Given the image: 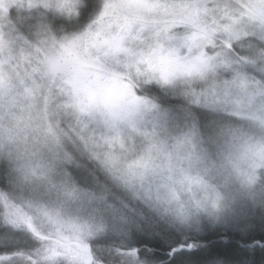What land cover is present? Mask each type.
I'll return each instance as SVG.
<instances>
[{
	"label": "snow or ice",
	"instance_id": "obj_1",
	"mask_svg": "<svg viewBox=\"0 0 264 264\" xmlns=\"http://www.w3.org/2000/svg\"><path fill=\"white\" fill-rule=\"evenodd\" d=\"M0 264H264V0H0Z\"/></svg>",
	"mask_w": 264,
	"mask_h": 264
}]
</instances>
